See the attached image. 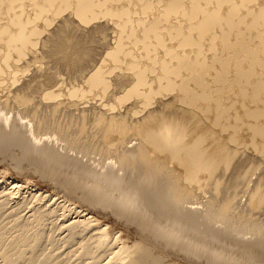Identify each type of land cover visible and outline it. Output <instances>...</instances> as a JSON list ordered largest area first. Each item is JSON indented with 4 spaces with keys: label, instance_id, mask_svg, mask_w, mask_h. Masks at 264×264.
Segmentation results:
<instances>
[{
    "label": "bare ground",
    "instance_id": "1",
    "mask_svg": "<svg viewBox=\"0 0 264 264\" xmlns=\"http://www.w3.org/2000/svg\"><path fill=\"white\" fill-rule=\"evenodd\" d=\"M248 4L249 0H0V101L6 99L3 107L10 101L24 105L32 114L28 120L24 108L19 109L22 115L0 108V149L18 148L23 157L42 163L37 171L43 174L65 173L85 181L87 191L97 196L94 203L122 208L121 215L137 221L140 230L166 248L184 247L214 264L227 263L213 255L211 247L208 250L210 245L262 258L264 240L257 235L264 232V187L253 183L254 177L246 185L240 182L236 169L249 152L264 159V75H254L256 52L247 38L221 41L219 35L225 32L217 30L234 19L236 24L249 23ZM75 18L86 27L108 19L116 25L118 37L112 45L97 48L92 31L67 28ZM207 36L210 41L204 45ZM232 55L236 57L231 60ZM22 78L24 85L13 91ZM59 113L69 118L68 127L60 131L53 122L58 130H41L40 114L55 119ZM89 138L105 148L104 160L85 157L81 140ZM133 140L137 144L128 147ZM74 180L68 183L77 189ZM0 184L5 185L0 198L7 200L24 188L5 178ZM241 185L244 189L237 191ZM35 191L57 204H44L45 210L36 207L34 212L53 217L61 211L52 224L68 232L69 243L83 247L81 252L76 247L79 257L89 255L96 264H146L152 256L149 247L131 241L121 230L113 233L75 201ZM101 191L111 194L106 199ZM240 193L248 195L239 210L248 216L241 218L246 225L238 228ZM128 208L139 212L131 215ZM38 238L28 240L31 250ZM164 258L148 262L165 264Z\"/></svg>",
    "mask_w": 264,
    "mask_h": 264
},
{
    "label": "rangeland",
    "instance_id": "2",
    "mask_svg": "<svg viewBox=\"0 0 264 264\" xmlns=\"http://www.w3.org/2000/svg\"><path fill=\"white\" fill-rule=\"evenodd\" d=\"M221 1H237V0H221ZM248 5L251 8L250 9V21H249V23L236 24L235 23L236 19H234V23H230L227 25L222 24V25L217 27V30H220V31L223 30L225 32L223 37L221 35H219V38L220 37L222 38L221 41H223V40L229 41V40H234L236 38H240V39L247 38L248 39L249 44L252 46V48L256 52L255 56H254L255 60H254V71L253 72H254L255 77L258 79V78L262 77V75H264V0H249ZM239 11L242 12L241 9H239ZM238 14L242 15V14H240V12ZM66 15H68V13H66L65 16ZM76 23H78V20L76 18L74 19V21H73V19H71V21L68 23L67 28H69V26H70V28L78 29L79 31L82 30V31L88 32L90 34L92 31L93 34H91V36H92L91 38H92L93 43L95 41H97L94 43V45L96 47L97 46L103 47L106 44H107L106 46H108L109 43H111L110 45H112L115 42V39H117V37H118V34H117L118 29H117L116 25L108 19L97 20L93 24L91 23L92 25L89 24L87 27H86V25H80L79 23H78L79 24L78 25ZM72 24H73V26H71ZM75 24H76V27H74ZM79 26H81V27H79ZM84 27H86V28H84ZM92 27L94 28L93 30H92ZM53 28H55V25L52 27V29ZM94 30H96V31H94ZM93 35H95L96 38H93L94 37ZM234 35H235V38L233 37ZM43 37L46 38V34ZM93 39H95V41ZM209 41H210V36H207V37H205V40H203V44L207 45L209 43ZM219 42H220V40H218L217 43H219ZM96 43H97V45H96ZM99 44L103 45V46H100ZM38 49L40 52L41 47H39ZM219 51L221 52V54H223V52H224V46L222 45L221 42H220V46H219ZM106 52H107V48H105L103 50V53H106ZM225 55L227 56V54H225ZM39 57H40V55H39ZM235 57H236V55H232L231 60L235 59ZM27 60L31 61L32 56H28ZM243 61H242V63H245V61L244 62ZM20 64L24 65L25 61H22ZM34 68L35 67L33 66L32 70H34ZM91 72H92L91 70L88 71V74H90ZM60 74L64 75L63 72H61ZM231 75H233L232 71L229 73V76H231ZM81 82H82V80H78V83H81ZM24 83H25V78H22L20 83L17 86H14L12 88V90L15 91L18 87H21L22 85H24ZM66 87H69V84H67ZM115 94H116V96L119 95L118 92ZM4 102H6V99H3V100L1 99L0 108L2 107L3 110L9 111V112H11V114L14 113V114H20V115H22V114L19 113V109L23 110L22 108H24L25 109V110H23L24 113L25 114L28 113L27 115H29V117L28 116H25V117H27L28 120L29 119L31 120L30 116H32V114L29 111L28 107H26V106L24 107V105H23V107L17 106L13 101L9 102V105L10 104L12 105L14 103L13 107L10 106L11 107L10 108L9 105L3 107V105L5 104ZM104 102L106 103L107 100H105ZM95 106L98 107V105H95ZM6 107H7V109H6ZM15 107L16 108L18 107V108L16 109ZM19 107H21V108H19ZM154 107L156 108L157 105L153 106L152 108H154ZM26 109H27V111H26ZM78 109H82V107H78ZM117 112L118 111H115L114 114L116 115ZM121 113L123 114L124 111H121ZM146 114H147V112H144L142 115L139 116V118L144 117ZM57 115L55 116V119H54L53 118L54 116H48L49 117L48 118L47 116H44V114L43 115L40 114L37 117V120H38L37 122L43 123V124L40 123L41 130L52 131V130H58V129L60 130V128L68 127L67 125H69V122H70L69 118L67 116L61 115V113H59ZM62 116L64 118H61ZM65 117H67V118H65ZM43 119H45V120H43ZM61 119L62 120L64 119V120L62 121ZM65 119H67L68 121L64 122ZM40 120H42V121H40ZM53 122L55 125H57V128L59 127L58 129H56L55 125H53V124L51 125V123H53ZM61 122H63L64 124H62ZM59 123L61 124L60 126H59ZM65 124H67V125H65ZM43 125H46V127H50V128L46 129V127H44ZM52 126H53V128H52ZM97 138L99 139V136H97ZM100 138H101V135H100ZM89 139H86V141L81 140V143H84V145H86V146H83V150L85 152V157L87 159L91 158V161L94 160L95 157L97 158V160L102 159V158H103L102 160H104L106 158V155H104L105 150H103V149H105V148L104 147L101 148L102 144L97 141L98 139H95L96 142L92 141V140H94L93 138H89ZM102 140L104 141L105 138L102 137ZM90 141H91V143H90ZM45 142H48V141L45 140ZM85 142H87V143L85 144ZM135 144H137V141L133 140L131 142V144L128 145V147L135 145ZM97 145H98V147H96ZM86 148H88V149H86ZM101 150H103V151H101ZM18 151H19L18 148H15V147H14V149H13V147L0 149V153H1L0 154V178L2 180H3V178H5L7 180H15V181H18L20 184H23V186H24V188H22L20 191L13 193V195H11V198L8 200L6 198H0V204L4 203V202H2V199H3V201H4V199H6V201H5L6 203L3 205H0V207H1V209H0V217H1L0 218V226H2V228L0 227V264H7V262H11V261H13V264L14 263L15 264H30V263L31 264H53L54 263L53 260H55L57 262L56 264H70V263L71 264H91L89 262H92V264H96V263H93L91 258H89V260L87 259V257L89 256L88 254H87L88 256L85 257L84 253L83 254L80 253V255H83L86 258L85 259L83 257L84 258L83 259L80 256L81 257V259H80L79 255H78L79 253H77V252H78V250H79V252H81L80 250H82L83 247L81 249V245L79 246V244L75 241L69 243L67 241L68 238H67V234H66L68 232L63 231L60 228H58L59 224H57L55 226L52 224L53 221L55 223V219H56L57 215H59L61 213V211H58V214L56 216H53V217L52 216H43L44 218L41 216V215H43V213L40 214L39 212H34V209H36V207L39 210H41L43 208L45 210L46 205L55 206L57 204V203L55 204L54 200H50L49 198H44L42 195L39 196L40 193L38 194V192H36L35 190H38L39 192H44V194L54 195L55 197H53V198L60 197L59 198L60 201L65 200V199L72 200V202L75 201V203H77V205L82 206L83 209H88V211L91 212L92 215L99 218V220L103 224L110 226L112 228V230H114L113 233L116 234L118 231L121 230V231L125 232V234L127 236H129L131 241L137 240V241L142 242L144 245H146L147 248L149 247L148 248L150 250L149 256H150V254L152 255V256L147 258L146 264H151L149 262L151 260L153 261L158 256L159 257H166V258H164V260L166 259L165 264H214V263H211L210 261H208L205 258V256H203L199 253L187 251L184 247L182 249L181 248L178 249L176 247L175 248H173V247L172 248H170V247L166 248V246H164L165 244L163 245V242L161 243L160 241L156 242V240H153L152 236L149 235L148 231L145 232V231L140 230L141 227H140V225L138 226L136 224L137 221H131L132 219L126 218L124 213H123V215H121L122 214L121 212L123 211L122 208L118 209L114 206L101 205V204L94 203L93 201H96V198L94 196H96V195H94L92 191L90 192V189H88V191H87V186L85 187V185H84L85 181L83 182L82 180H78L76 178L74 180L73 176H71V175L68 176L65 173L64 174L59 173V174H57V177H56L54 175H51V173L49 171H48L49 173L46 172L47 174L45 172H44V174H43V172H38L37 169L42 166V163L39 162L38 160H35V161L31 160L30 161V159L23 157L21 155V152L20 151L18 152ZM95 151H96V153H95ZM100 151L103 154L102 156L100 154ZM16 152H17V154H15ZM86 152H87V154H86ZM18 153H19V155H18ZM80 156H81V154H80ZM92 157H94V158H92ZM244 157H245V159H243L239 162L240 164L238 165V167L236 169V176H238V179H240V182L244 181L245 185L249 179L254 177V178H252L253 183L254 182H261L262 187H264V185H263L264 184V159H263V157L261 155H256V154H253L251 152H249L248 155L244 156ZM110 160L113 161L112 159H109V161L107 160V162H111ZM36 164L38 166H36ZM33 165H34V167H33ZM137 173L138 172L136 171L135 175ZM253 173H256V174H253ZM140 175L141 174H139V176ZM51 176H52V178H51ZM139 176H137V177H139ZM72 180H74L75 182L77 181L76 184L79 185V186H76V187H78L77 189L75 188V185L74 186L69 185L68 182H70V184H72L73 183V182L71 183ZM1 185L2 184H0V192H2L4 190L3 188L5 187L4 184L2 186ZM251 185H252V183H251ZM244 187H245L244 185H241L240 187L238 186L236 188V190L237 191L243 190ZM101 192H102L101 196H103L104 198H106L107 195L111 194L110 192H108V194L105 193L104 191H101ZM242 193H240L241 195L239 194L237 196L238 197L237 201H238V204L240 203L239 204L240 207L243 206L247 202V199H248V195L245 194V196L243 197ZM36 194H38V196ZM195 194L198 196V192H195ZM199 199L203 200V202L206 201L205 197L204 198L202 197ZM44 204H46V205H44ZM61 204H63V202H61ZM187 204L189 206L192 205V207H195V206L197 207L199 205L198 207L202 208V204H198V203L197 204L187 203ZM40 206H41V208H40ZM241 209H243V207L238 209V211H237L238 214L240 213ZM125 210H126V208H125ZM127 211L131 212L130 213L131 215H132V213L134 215H136V213L139 212L136 209H131V208H128ZM37 213L41 217H39L37 215ZM238 214L236 213V217H238L237 220L238 219L241 220V218L242 219L247 218V216H248V214L247 215H246V213L243 214V212L240 213L239 215ZM242 214H243V216H242ZM244 215H245V217H244ZM261 219L264 220V215ZM38 220H39V222H38ZM239 220H238L236 226L238 225V223L241 225H238V228H239V226L240 227L244 226L243 224L246 225V219L241 220V222ZM23 226H24V228H23ZM25 230H26V232H25ZM21 233H23L24 235H22ZM147 233L149 235L148 236L149 240H147V238H146ZM26 234H27V236H26ZM63 234H66L65 236L67 239L63 238L64 237ZM263 234H264V232H262V234L260 233L259 236L257 235V237H259L260 239L263 238L262 240H264ZM248 235H247V237H250V234H248ZM20 237L22 239H25V240H22ZM27 237H29V238H27ZM238 237H239V235H238ZM36 238H38L39 244L36 245L37 247L35 246L34 250H31L30 249L31 247L29 248V246H27V245H29L31 243V241L35 240ZM142 238L144 241L142 240ZM144 238H146V240ZM28 240H30L29 244H27V242H29ZM22 241H26V242H22ZM198 242L200 244L202 243V245H203V243L205 244V242L202 240H198ZM68 243L70 245L75 243L74 245H72V247L74 246L73 248H75V250L71 249L72 247H70ZM263 245L264 244H262V246ZM213 246H214V248H213ZM213 246H211V245L208 246V250L211 247L212 248L211 251H214L212 254L217 256L218 258H220V260H222L223 262H225L227 264H238V263L239 264H257L258 260H259V262H261L258 264H264V260H263V262L261 260V259H264V256H262V258H259V259L258 258L253 259L252 257H249L250 259H252V260H249V258H247L248 256L245 255L244 253L238 252V254L236 253L237 256L234 255V253L237 252L236 249L230 250L228 247L218 249L217 247L215 248V245H213ZM76 247L77 248L79 247L78 250H76ZM69 248L71 249V251L72 250H74V252L76 251L75 252L76 254L73 251L71 253H69V250H70ZM254 248H256L255 251H258L257 247H254ZM27 249H28V251H27ZM200 249H201V247H200ZM216 249H218V250H216ZM224 249L229 250V251H225ZM20 250L24 253L21 255H24V256L17 254L20 252ZM24 250H26V251H24ZM180 250H182V251H180ZM220 250H222V251L220 252ZM151 251L154 253H152ZM222 253L224 255H222ZM231 253H233V254L231 255ZM6 255H8V256L6 257ZM17 256H19L20 258ZM17 258H19V259H17ZM151 258H153V259H151ZM255 260H257V261L255 262Z\"/></svg>",
    "mask_w": 264,
    "mask_h": 264
}]
</instances>
